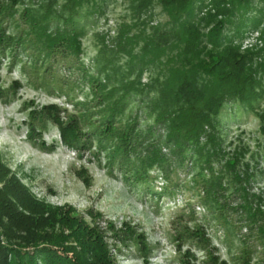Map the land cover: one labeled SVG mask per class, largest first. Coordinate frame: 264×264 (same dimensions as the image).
<instances>
[{
    "label": "rangeland",
    "instance_id": "rangeland-1",
    "mask_svg": "<svg viewBox=\"0 0 264 264\" xmlns=\"http://www.w3.org/2000/svg\"><path fill=\"white\" fill-rule=\"evenodd\" d=\"M46 1L0 0V35L24 36L30 27L24 9L41 12ZM139 1L89 0L79 7L73 15L81 32L79 56L58 50L44 57L33 34L26 35L14 53L0 44V157L36 198L73 206L89 222L93 220L88 211L99 212L95 220L106 232L116 264H264L260 237L233 209L234 189L217 196L221 203L226 198L229 206L204 205L208 174L189 156L178 165L163 148L168 163L139 177L132 168H120V158L110 160L107 149L98 146L105 108L97 84L118 88L121 80L135 81L142 66L117 51L120 26L131 25L130 36L168 21L157 0L142 12L134 9ZM262 4L254 1L257 8ZM48 22L50 27L62 24L56 18ZM258 34H248L242 48L264 46L256 40ZM140 44L134 45L135 52ZM142 67L141 82L147 83L154 66ZM121 97L124 112L115 126L133 123L138 141H144L142 136L153 122L147 96L136 92L124 96L116 90L113 98ZM253 107L226 101L217 116L218 130L226 144L242 140L258 154L259 168L248 191L264 200V124L257 114L264 108V77L261 97ZM53 117L81 128L83 138L76 148L61 144ZM129 161L140 166L136 157ZM0 242H5L3 235Z\"/></svg>",
    "mask_w": 264,
    "mask_h": 264
},
{
    "label": "trees",
    "instance_id": "trees-1",
    "mask_svg": "<svg viewBox=\"0 0 264 264\" xmlns=\"http://www.w3.org/2000/svg\"><path fill=\"white\" fill-rule=\"evenodd\" d=\"M88 1L47 0L41 12L24 9L31 32L0 35L1 48L14 53L24 37L33 34L44 57L58 50L79 56L81 32L74 26L73 15ZM157 1L168 21L148 33L144 29L130 36L132 26L122 24L117 44V51L124 52L129 62L153 65L154 76L142 83L141 66L135 81L121 80L118 88L97 84L105 108L98 127V146L107 149L110 160L119 157L120 168H132L139 177L153 167L162 170L168 163L163 148L178 165L189 156L208 174L204 205L213 209L229 206L226 198L221 203L217 196L233 188L237 194L233 209L243 215L246 226L256 231L264 245V200L248 191L259 168L258 154L242 140L226 144L217 121L226 101L239 100L253 109L261 97L264 46L254 43L242 48V43L248 34L259 31L256 40L264 44V0L259 8L254 6L255 0ZM151 4L152 0H140L134 9L146 11ZM51 18L62 24L50 27ZM136 44H140L138 52ZM116 90H122L124 96L130 92L147 96L153 122L142 136L144 141H138L133 123L115 126L124 112L122 97L113 98ZM47 108L52 110L54 105ZM257 114L263 125L264 108ZM53 118L61 144L76 148L83 138L78 124L65 125ZM132 157L141 167L129 161ZM88 213L93 222L73 206L36 198L0 157V235L5 238L0 242V264H116L106 232L95 220L101 214Z\"/></svg>",
    "mask_w": 264,
    "mask_h": 264
}]
</instances>
